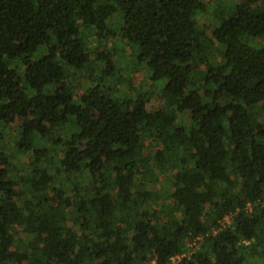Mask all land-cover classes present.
<instances>
[{
    "label": "trees",
    "instance_id": "1",
    "mask_svg": "<svg viewBox=\"0 0 264 264\" xmlns=\"http://www.w3.org/2000/svg\"><path fill=\"white\" fill-rule=\"evenodd\" d=\"M208 2L0 0V123L19 120L0 264H264V0ZM89 29L133 48L160 105L127 76L112 95L118 60ZM143 137L161 148L138 161Z\"/></svg>",
    "mask_w": 264,
    "mask_h": 264
},
{
    "label": "rangeland",
    "instance_id": "2",
    "mask_svg": "<svg viewBox=\"0 0 264 264\" xmlns=\"http://www.w3.org/2000/svg\"><path fill=\"white\" fill-rule=\"evenodd\" d=\"M228 4L231 3H236L238 2V0H227ZM204 2H208L207 0H204ZM209 2L212 3V0H209ZM208 2V3H209ZM225 3L222 2L221 5ZM212 6V4H211ZM225 6V5H222ZM216 9V8H215ZM228 10H226V15H229L231 13V11L229 10L230 8H226ZM211 12L212 11H208L207 9L202 10L198 13L197 15V22L198 24H202L203 22L206 23L210 16H211ZM109 30L110 32L115 30L114 25H110L109 26ZM79 35L81 36V38L83 39L84 43L86 45H88L89 43L93 44V40L97 41L95 39V36L92 32V30H81ZM261 41V39H260ZM259 40L257 39H253V42L255 44H259L260 43ZM95 43V42H94ZM98 44H101V46H104L106 51L114 52L115 53V57L117 58V65H118V69L115 70V72L113 73V85L115 86L112 89V95L115 96L117 99H122L124 96V91H121L120 88L118 87V83L121 82L125 76L131 78V83L133 85V88L135 90H137L140 93H145L147 101H146V106L147 108H156L158 105H160V90H161V82H154L148 79L147 74L145 73V70L142 68V66L139 64V62L134 61V59L131 60V55L134 58V54H132L133 52V48L123 45L119 42H117V40L112 39L110 36L104 37V39H101L100 41H97ZM91 68H93L94 70V75L97 77L98 76V65H96L94 63V58L93 56H90L89 59V63H88ZM111 80V78H110ZM22 85H24V83H21ZM111 84V81H110ZM111 92V89H110ZM14 124H19V120H14V122H8V123H0V129H3V125H5L2 133H1V137H0V145L3 144L2 148L5 149L7 147V145H9V143L14 142L15 140H17V137L19 135L18 132V128L14 125ZM166 131H170L169 128L166 129ZM53 133H51L50 131L46 134V136L44 137L43 140L40 141L41 144L44 145H48L50 144L52 146V148L54 150H59V144H54L52 142H50V140L48 138H50V136ZM39 142H36V144H38ZM157 148H161L160 143L157 142H153L151 140H149L146 137H143L142 140V147L138 148L137 150L134 151L133 153V157L136 158L138 161L141 160L143 157H145L146 155L150 154L153 150L157 149ZM12 152H15L13 150V148H10ZM30 152H17V154L15 155L14 161L16 163L17 166V170L19 171H25V166L24 163L26 162V160L29 158ZM50 164H53L52 161H49ZM167 194L166 191L163 192L162 198H166Z\"/></svg>",
    "mask_w": 264,
    "mask_h": 264
},
{
    "label": "built area",
    "instance_id": "3",
    "mask_svg": "<svg viewBox=\"0 0 264 264\" xmlns=\"http://www.w3.org/2000/svg\"><path fill=\"white\" fill-rule=\"evenodd\" d=\"M192 245H195V244H194V243L189 244V249H191ZM181 255H184V253L181 254ZM178 258H179L178 255H176V256H174V257H171V258H170V262H173V261L177 260ZM166 264H168V263H166Z\"/></svg>",
    "mask_w": 264,
    "mask_h": 264
}]
</instances>
